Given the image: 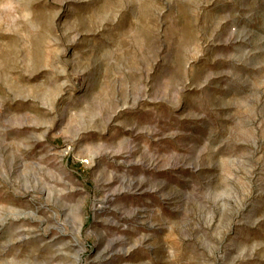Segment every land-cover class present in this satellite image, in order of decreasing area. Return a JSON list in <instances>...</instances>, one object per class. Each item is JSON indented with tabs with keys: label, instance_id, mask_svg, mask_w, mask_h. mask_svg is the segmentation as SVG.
Wrapping results in <instances>:
<instances>
[{
	"label": "rangeland",
	"instance_id": "374dc122",
	"mask_svg": "<svg viewBox=\"0 0 264 264\" xmlns=\"http://www.w3.org/2000/svg\"><path fill=\"white\" fill-rule=\"evenodd\" d=\"M0 264H264V0H0Z\"/></svg>",
	"mask_w": 264,
	"mask_h": 264
}]
</instances>
